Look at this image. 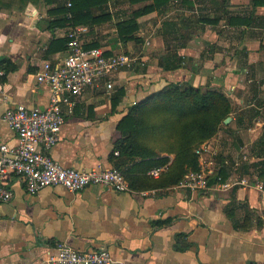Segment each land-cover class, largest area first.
<instances>
[{
    "label": "crops",
    "instance_id": "crops-1",
    "mask_svg": "<svg viewBox=\"0 0 264 264\" xmlns=\"http://www.w3.org/2000/svg\"><path fill=\"white\" fill-rule=\"evenodd\" d=\"M60 1L65 4L11 0L4 7L0 2V57L16 64L0 80V137L9 144L17 139L1 119L4 111L18 103L48 104L50 89L36 76L42 60L61 52L50 49V40L67 39L69 26L48 25L51 9ZM237 3H249V9L233 6ZM150 4L151 0H107L106 20L73 26L85 27L86 44L109 53H131L136 61L114 74L110 94L101 84L77 98L66 113L60 138L48 151L62 165L77 169L117 165L111 155L121 136L118 121L133 102L167 84L217 89L232 104H240L250 87L243 71H257L256 66L264 64V27L234 26L226 20L227 15L250 12L256 18L264 16V6L252 8L250 0H168L136 18L134 39L120 40L116 23ZM140 30L152 31L148 44ZM230 117L205 142L210 152H217L221 128L229 132ZM211 167L218 171L215 158ZM226 179L236 178L229 171ZM6 184L13 197L0 201V264H45L44 257L59 242L79 250L106 246L112 264H264V195L252 183L201 191L176 185L117 191L89 184L74 192L50 185L36 193L26 192L16 176H7ZM245 215L249 226L236 227Z\"/></svg>",
    "mask_w": 264,
    "mask_h": 264
},
{
    "label": "built area",
    "instance_id": "built-area-1",
    "mask_svg": "<svg viewBox=\"0 0 264 264\" xmlns=\"http://www.w3.org/2000/svg\"><path fill=\"white\" fill-rule=\"evenodd\" d=\"M64 1L67 6L70 5V0ZM84 30L85 27H69L65 49L52 59L41 62L36 80L50 89L48 104L38 107L18 103L8 107L1 117L16 134L17 142L9 144L0 137V201H8L13 197V190L6 184L7 176H16L21 180L28 193H36L50 185H60L76 192L89 184L107 186L117 191H131L122 171L114 165L77 169L62 165L48 153L59 140L60 131L66 122V113L72 111L77 98L101 84L110 94L113 91L114 74L121 67L131 66L136 61L131 53H109L101 46L86 47L82 37ZM139 33L148 44L152 31L146 33L140 30ZM195 151L199 167L185 174L176 184L177 187L201 191L211 186L225 190L235 184H250L247 178L240 176L222 180L221 175L211 167L215 152H210L205 143ZM166 167H152L148 174L157 177ZM210 177H213L212 182ZM252 185L264 195L261 181L255 178ZM43 261L45 264H112L106 246L79 250L64 242L56 244L54 252L47 253Z\"/></svg>",
    "mask_w": 264,
    "mask_h": 264
},
{
    "label": "trees",
    "instance_id": "trees-1",
    "mask_svg": "<svg viewBox=\"0 0 264 264\" xmlns=\"http://www.w3.org/2000/svg\"><path fill=\"white\" fill-rule=\"evenodd\" d=\"M1 1H4L2 5L6 7L11 0ZM18 2L25 4L27 0ZM166 2L168 0H151L150 5L135 9L129 17L119 20L116 23L118 38L122 41L134 39L138 29L136 18L160 8ZM250 3L252 8L264 6V0H250ZM106 4L107 0H70L67 6L60 1L51 9L53 19L48 25L73 27L77 24L93 25L102 22L108 17L104 11ZM81 9L84 10L78 12ZM226 20L234 26L264 27V16L256 18L252 12L227 15ZM66 40L65 37L53 38L50 40V49L63 51ZM91 46L97 45L86 44V47ZM15 69L16 64L9 57H0V71L3 73L0 75L1 81L6 79L8 72ZM232 110L230 97L220 90L169 83L132 104L118 121L116 127L121 136L114 143L117 154L111 155L117 160L115 166L120 168L131 190L176 185L189 171L198 169L195 150L217 133L225 124V119L231 116ZM234 119L242 123L243 116L238 114ZM254 147L259 151L254 155L258 160L249 165L243 164V167L245 170L253 168L252 174L264 182V139L257 140ZM219 160L217 172L224 180L233 162L229 160L226 163L220 157ZM161 165H166V169L157 178L151 179L148 170ZM210 181H213V177H210ZM248 220V216L244 217L243 224H237L236 227H248Z\"/></svg>",
    "mask_w": 264,
    "mask_h": 264
},
{
    "label": "rangeland",
    "instance_id": "rangeland-1",
    "mask_svg": "<svg viewBox=\"0 0 264 264\" xmlns=\"http://www.w3.org/2000/svg\"><path fill=\"white\" fill-rule=\"evenodd\" d=\"M244 4L237 3L233 6L243 5L240 8L247 11L249 9V3ZM256 67L257 71L251 70L250 68L243 71L244 74L246 72L244 79L245 81L249 80L250 87L240 104L233 101V111L231 114L233 117H230L226 124L229 132H224L222 131L224 128H221V136L217 139L219 140L217 142V152L213 149L216 152L214 154L216 162L219 163V157L224 162H229V160L234 161L235 164L230 170L233 177H245L249 183H252L256 176L255 174L252 175L253 168H246L245 170L243 164L249 165L258 160L254 155L259 151H256L258 148L254 147V143L256 144V141L261 138L264 139V64L262 67ZM239 113L244 116L242 123H238L234 119ZM257 180L262 182L258 178ZM262 183L264 185V182Z\"/></svg>",
    "mask_w": 264,
    "mask_h": 264
},
{
    "label": "water",
    "instance_id": "water-1",
    "mask_svg": "<svg viewBox=\"0 0 264 264\" xmlns=\"http://www.w3.org/2000/svg\"><path fill=\"white\" fill-rule=\"evenodd\" d=\"M227 119H225V121H226Z\"/></svg>",
    "mask_w": 264,
    "mask_h": 264
}]
</instances>
